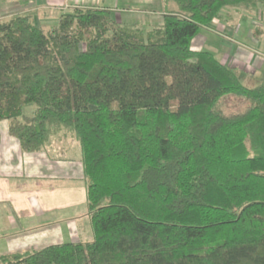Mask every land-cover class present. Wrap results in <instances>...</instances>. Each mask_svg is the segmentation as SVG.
Wrapping results in <instances>:
<instances>
[{
  "label": "trees",
  "instance_id": "1",
  "mask_svg": "<svg viewBox=\"0 0 264 264\" xmlns=\"http://www.w3.org/2000/svg\"><path fill=\"white\" fill-rule=\"evenodd\" d=\"M164 1L147 29L94 7L0 20V120L26 154L74 136L92 232L0 264H264V83L191 48L264 0Z\"/></svg>",
  "mask_w": 264,
  "mask_h": 264
},
{
  "label": "crops",
  "instance_id": "2",
  "mask_svg": "<svg viewBox=\"0 0 264 264\" xmlns=\"http://www.w3.org/2000/svg\"><path fill=\"white\" fill-rule=\"evenodd\" d=\"M133 1L0 0V20L13 12L29 13L33 19L37 14L46 15L54 10L94 7L109 9L117 22L152 26L161 24L162 15L167 11L177 10L172 1L137 0L140 6H131ZM253 13L256 20L264 21V10ZM252 32L249 29V35L254 37ZM206 40L198 32L191 48L202 50ZM224 45L229 51L216 58L236 73L264 68V59L247 51L246 46L228 41ZM8 125L7 119L0 120V255L90 239L92 232L85 211V180L77 140L69 133L60 132L40 152L26 154L21 151L18 140L9 134ZM83 209L85 215H82Z\"/></svg>",
  "mask_w": 264,
  "mask_h": 264
},
{
  "label": "rangeland",
  "instance_id": "3",
  "mask_svg": "<svg viewBox=\"0 0 264 264\" xmlns=\"http://www.w3.org/2000/svg\"><path fill=\"white\" fill-rule=\"evenodd\" d=\"M131 4V6H140L137 5L139 4L137 0L133 1ZM72 9L73 8L61 12L54 10L46 15L37 14L35 18L33 17V21L44 30H48L50 25L58 21L62 13L69 12ZM258 10L260 13H263L264 8L260 7ZM258 10H254L253 12H258ZM39 12L40 10H38V13ZM223 12L224 14L221 19L212 21L208 26L200 27L199 32L207 39L202 50H208L212 52L215 57L220 58L221 55L225 53V50L229 51L228 47L224 45V41H228L232 45H244L247 51L253 54L257 53L258 56L264 59V55H262L264 54V21L256 20L252 17L254 16L253 12L241 8L225 7ZM14 13L16 12H13V14ZM249 13L253 14L250 15ZM11 15H8L5 19L11 17ZM255 21L257 23H255ZM142 26L144 29H147L150 25L143 24ZM249 29L253 31L254 37L249 35ZM237 74L244 85L254 87L264 83L263 67L253 72L237 70ZM34 108L35 105L33 103L28 104L24 106L23 112L29 115ZM82 215H85L84 209L82 210ZM84 236L85 235H83L82 238H85Z\"/></svg>",
  "mask_w": 264,
  "mask_h": 264
}]
</instances>
